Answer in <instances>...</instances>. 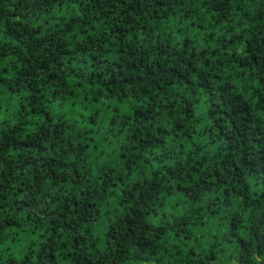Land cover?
I'll list each match as a JSON object with an SVG mask.
<instances>
[{
  "label": "trees",
  "instance_id": "16d2710c",
  "mask_svg": "<svg viewBox=\"0 0 264 264\" xmlns=\"http://www.w3.org/2000/svg\"><path fill=\"white\" fill-rule=\"evenodd\" d=\"M0 264H264V0H0Z\"/></svg>",
  "mask_w": 264,
  "mask_h": 264
},
{
  "label": "rangeland",
  "instance_id": "374dc122",
  "mask_svg": "<svg viewBox=\"0 0 264 264\" xmlns=\"http://www.w3.org/2000/svg\"><path fill=\"white\" fill-rule=\"evenodd\" d=\"M4 247L9 248L8 245H7V246L5 245ZM16 251H17V250L12 249V247L9 248V252H10L11 254H15Z\"/></svg>",
  "mask_w": 264,
  "mask_h": 264
}]
</instances>
